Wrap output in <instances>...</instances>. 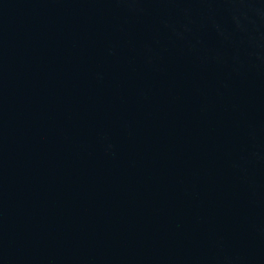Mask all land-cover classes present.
I'll return each mask as SVG.
<instances>
[{
    "label": "water",
    "instance_id": "obj_1",
    "mask_svg": "<svg viewBox=\"0 0 264 264\" xmlns=\"http://www.w3.org/2000/svg\"><path fill=\"white\" fill-rule=\"evenodd\" d=\"M0 204L58 264H264V0H0Z\"/></svg>",
    "mask_w": 264,
    "mask_h": 264
}]
</instances>
